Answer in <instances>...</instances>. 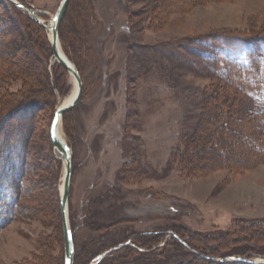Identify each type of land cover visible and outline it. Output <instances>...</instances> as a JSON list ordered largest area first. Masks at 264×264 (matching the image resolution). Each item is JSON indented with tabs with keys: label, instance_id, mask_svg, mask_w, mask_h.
Returning <instances> with one entry per match:
<instances>
[{
	"label": "rangeland",
	"instance_id": "obj_1",
	"mask_svg": "<svg viewBox=\"0 0 264 264\" xmlns=\"http://www.w3.org/2000/svg\"><path fill=\"white\" fill-rule=\"evenodd\" d=\"M26 1L19 2L36 10L49 27L63 0ZM88 17L93 52L83 62L81 99L62 121L72 148L71 231L70 207L80 216L86 199L126 201L118 227L92 230L77 217L75 256L86 258L105 245L99 257L125 234L143 235L173 224L178 230L150 243V255L140 261L130 253L131 264H264V123L254 115L264 108V89L243 92L222 79L210 42L219 36L263 38L264 0H71L62 29L69 40H80L79 55L84 54L81 38ZM26 22L0 3V57L10 61L4 67H29L39 75L45 64L36 61L34 43L37 56L47 61L46 71L66 92H57L56 112L74 82L49 53V28L29 26V39L25 34L22 39ZM14 71L21 79L0 85V123H32L34 131L19 214L0 233V264H61L65 240L59 199L65 165L54 147L50 152L47 140L49 89L47 82L44 87L33 83L31 94L43 102L31 114L32 122L25 115L4 121L22 103L21 96L10 100L11 95L23 93V98L30 91L21 70ZM208 99L211 113H205L191 143V163L201 164L195 173L188 159H174L172 151L194 133ZM222 111L239 113L229 115L231 126L218 127ZM176 231L209 256L170 246ZM106 234L121 237L112 240Z\"/></svg>",
	"mask_w": 264,
	"mask_h": 264
},
{
	"label": "trees",
	"instance_id": "obj_2",
	"mask_svg": "<svg viewBox=\"0 0 264 264\" xmlns=\"http://www.w3.org/2000/svg\"><path fill=\"white\" fill-rule=\"evenodd\" d=\"M23 4H26V0H19ZM1 5H3L4 8L7 10H14V12L20 16H23L26 18L29 22H26L27 29L24 31V26H22L23 32L21 35L24 38V35L29 39L28 32L29 26L35 27L37 29H40L43 31L42 27L38 22H36L32 17H30L28 14L23 13L17 6H15L11 1L9 0H0ZM77 11V10H76ZM65 20V19H64ZM63 20V22H64ZM63 22L60 25V38L63 45V49L68 56V58L76 65L80 75L84 74V63L86 62L89 55L93 52L92 45L88 42V37L90 35V30H88L90 22L92 23L93 20L91 18H85L83 21V38L81 40L85 44L84 54L79 53L76 51V46H79V41L77 38L74 40H69L66 38L65 33L63 32ZM78 22V21H76ZM26 28V26H25ZM91 28V27H90ZM33 30V29H32ZM33 34V32H31ZM67 33V32H66ZM210 42L214 46V54H213V63L215 64L216 71H220L221 78L226 80L228 83H231L235 85L236 89L240 91L245 90H259L264 89V37L263 38H237V39H231L227 36H219L216 39H211ZM32 44V43H30ZM48 48L49 53L51 56H53V50L51 43L48 40ZM34 55L37 57L35 58L37 62H40L42 64H45L44 70H42L41 74H36L34 70H32L29 67H18L15 68L13 65L12 68L4 65L10 61H8L7 57H0V72L2 70V74L0 73V85L3 83L4 86H6L10 81H13V79H16L19 77L20 74H17L15 72V69H19L22 72L23 81L26 85V83H31L30 85V91L25 97L22 98L21 94H13L10 97V100L18 99L20 96L21 98V105L18 103L15 109L11 112H7V114L4 116V121H7L9 119H19L22 118L25 115V118L28 121L32 122V115L34 114V109L36 107L40 106V103L43 102L39 99H35V95L31 94L34 92V85L33 83L39 82L41 86H45L47 82L48 89L46 100H47V106L51 109L52 108V114L51 119L49 122V131H51V124L53 122L55 111H54V99L57 98V92H59L60 95H65L66 92L61 91L60 85L57 84L58 81L56 79V76L54 74L53 79L50 72H47V61H45L43 58H39L38 50L36 45L33 43L31 45ZM234 56V57H233ZM83 60L80 62V58ZM39 59V60H38ZM8 61V62H7ZM60 69H62L67 74L69 73L63 66H59ZM10 68V69H9ZM4 70V71H3ZM39 73V72H37ZM20 78V77H19ZM21 79V78H20ZM32 86V87H31ZM25 92V91H24ZM30 94V95H29ZM19 98V99H20ZM20 102V101H19ZM20 105V106H19ZM210 100L208 99L206 104L203 106V114L201 116V119H199L196 130H194V133L190 135V137L185 136L182 137L183 142L181 143V146L174 148L172 151V156L174 159L177 160H184L188 159L187 163L191 169L196 173L195 169L198 170L199 166H201L200 162H193L194 156L191 149V143L195 141L194 135L196 134L197 130L201 126L203 119L206 114L211 113V110H209ZM27 110L28 112L24 113V111ZM32 111V112H31ZM73 111V110H71ZM71 111L67 112L64 115V121L66 119V115L70 113ZM210 111V112H209ZM221 115H225V118L222 119L221 115L218 116V127H223L224 124H229V115L233 117L237 116L239 113H233L231 112L227 113L226 111H222ZM238 112V111H237ZM33 113V114H32ZM206 113V114H205ZM32 114V115H31ZM205 114V115H204ZM255 116H257L261 121L264 123V108H262L259 111H256L254 113ZM24 118V119H25ZM238 118L236 117V120ZM8 122V121H7ZM7 122L5 124L0 123V233L3 231V229L13 222L15 218H17L19 214V202L21 198V193L23 188L21 185L23 184L25 178L27 177L28 171H29V164H28V158L30 156V139L33 134L32 123H26L29 125V127L24 123H16L17 125H10L6 126ZM22 123V124H21ZM231 126V125H230ZM263 130L264 135V127H261ZM50 152L53 150V143L51 140V132L50 135L47 138ZM194 140V141H193ZM264 142V141H263ZM250 144V143H249ZM259 147V146H258ZM259 150H261L259 148ZM263 153V152H260ZM130 162L125 163L128 164ZM174 162H172L173 164ZM124 171V170H123ZM200 171V170H199ZM123 179V178H122ZM22 188V190H21ZM60 200V199H59ZM124 198H108L103 200H92V199H86V202L84 203V207L82 209V213L79 214L74 212L73 208L70 207V219L72 223V235L74 237L75 231L78 230L80 225H83L85 228H89L94 230L95 228H98V230L102 229H110L113 227H118L121 225V223L124 221L123 216L118 215L119 211L122 210L124 204H125ZM59 207L61 210V205L59 201ZM77 217H80L82 220V223L79 226H75L74 222L77 221ZM61 218H62V211H61ZM78 224V223H77ZM175 231L176 226L172 225H161L158 229H156L153 232H148L147 234L138 235L135 234L137 232L131 233L129 236L125 234V237L112 244L111 248L109 250L114 249L111 253H109L103 260H101L98 264H131V260L128 258L130 253H137L140 257V261L151 254V251L146 250L149 248V244L153 242H157L159 239H161L162 235L164 233L169 231ZM110 231V230H109ZM173 231V232H174ZM135 234V235H133ZM176 236L171 238V243L175 246L178 250H194L196 255L195 256H209L205 253H202L199 250H196L191 243H188L187 240L183 237L182 233L175 232ZM108 236V234H106ZM127 235V236H126ZM105 236V235H102ZM64 237V236H63ZM108 237H112V240L118 239L121 237V235L115 237V235L111 234ZM123 237V236H122ZM180 237L181 239H179ZM110 239V238H109ZM183 241V242H182ZM184 243L187 245L185 246ZM121 248L117 249V247L122 246ZM153 246V245H152ZM155 247V246H153ZM152 247V248H153ZM168 247V246H166ZM106 246L104 245L101 250H99L97 253L92 252L93 255L84 256L86 258H78V256H75V262L74 264H91L93 259L101 253L102 250H104ZM151 248V249H152ZM106 250V249H105ZM156 250V249H155ZM177 250V251H178ZM108 251V250H107ZM105 251V252H107ZM104 252V253H105ZM190 254V253H189ZM142 256V257H141ZM96 257V258H97ZM95 260V259H94ZM209 261L210 263H215L216 261L214 258L210 257ZM208 261V262H209ZM138 262V261H137ZM141 263V262H140ZM147 263V262H146ZM217 263V262H216ZM227 263V262H226ZM61 264L65 263V242H64V251H62V259ZM225 264V263H221ZM227 264H252L248 263L245 260L242 261H231Z\"/></svg>",
	"mask_w": 264,
	"mask_h": 264
},
{
	"label": "water",
	"instance_id": "obj_3",
	"mask_svg": "<svg viewBox=\"0 0 264 264\" xmlns=\"http://www.w3.org/2000/svg\"><path fill=\"white\" fill-rule=\"evenodd\" d=\"M14 3L19 9L25 11L29 16H31L36 22L40 25L44 26L45 28H49L45 25V22L42 18H40L39 14H37L36 10H32L27 8L25 5L20 3L18 0H9ZM71 0H63L56 15L53 16L52 21L55 23L53 27V34L50 39V43L53 50V58L55 62L59 63L63 66L69 74H73L75 76V82L77 84L78 92L73 100V102L68 106H59L55 112V116L51 126V140L54 146V149L62 156L61 158L66 160L63 179H62V186H61V193H60V205L62 211V220H63V228H64V240H65V263L66 264H74L75 259V244L73 241L72 231L70 227L69 221V193L73 175L72 169V148L68 145L66 141L61 140L58 133V125L59 121L62 119L65 113L73 110L77 104L79 103L82 92H83V81L82 77L76 67V65L67 57H63L59 51V45L61 44L60 40V24L62 19L67 11L68 5ZM27 10V11H26ZM62 46V45H61ZM59 158V159H61ZM63 159V160H64ZM123 247L119 246L117 249ZM114 249L107 251L100 255L98 258L95 259L94 262L91 264H98L101 260H103L109 253H111Z\"/></svg>",
	"mask_w": 264,
	"mask_h": 264
},
{
	"label": "bare ground",
	"instance_id": "obj_4",
	"mask_svg": "<svg viewBox=\"0 0 264 264\" xmlns=\"http://www.w3.org/2000/svg\"><path fill=\"white\" fill-rule=\"evenodd\" d=\"M14 4V3H13ZM15 5V4H14ZM16 6V5H15ZM21 10V9H20ZM49 29H48V33H49V37L51 38L52 37V34H53V27L55 25V23L51 20L49 21ZM59 51L61 53V55L63 57H66V55L64 54V51L62 49V46L61 44L59 45ZM71 78L74 82V87H73V90H72V93L71 95L62 103L61 106H68L70 105L73 100L75 99L76 95H77V92H78V88H77V84L75 82V76L73 74H71ZM58 133H59V137L61 138V140L63 141H66L65 140V134H64V130H63V122H62V119L59 121V125H58ZM60 155V154H59ZM61 156V155H60ZM62 157V156H61ZM64 159V158H63ZM64 162L66 164V160L64 159ZM95 261V260H94ZM93 261V262H94ZM252 264H258L257 262H252Z\"/></svg>",
	"mask_w": 264,
	"mask_h": 264
}]
</instances>
